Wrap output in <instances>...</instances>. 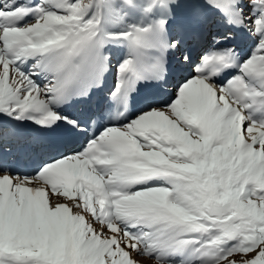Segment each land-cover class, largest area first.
I'll use <instances>...</instances> for the list:
<instances>
[{
	"label": "snow or ice",
	"instance_id": "1",
	"mask_svg": "<svg viewBox=\"0 0 264 264\" xmlns=\"http://www.w3.org/2000/svg\"><path fill=\"white\" fill-rule=\"evenodd\" d=\"M154 3L0 0V264H264V0Z\"/></svg>",
	"mask_w": 264,
	"mask_h": 264
},
{
	"label": "rangeland",
	"instance_id": "2",
	"mask_svg": "<svg viewBox=\"0 0 264 264\" xmlns=\"http://www.w3.org/2000/svg\"><path fill=\"white\" fill-rule=\"evenodd\" d=\"M137 3L138 2H135L134 0H133V7H128L129 8V10H128V15L131 17L132 16V18L130 19V22H129V25H134L136 22H137V20H138V17H139V19L140 20H143L144 22H143V27H147L148 25H150L151 24V22H150V24H147L146 23V19H147V16L145 15V13L143 12V10L139 7L140 5H142V3H139L138 5H137ZM106 16H105V20H106V22H104V25H103V27L104 26H106L107 27V31L108 32H112V31H114L115 29L117 30L118 29V27H117V25H116V22H117V19H116V17H118V16H116V15H114V14H109V13H107L106 12ZM127 30V29H126ZM153 56V57H152ZM150 57H152V58H150ZM157 57L155 56V55H148V56H146L145 58H144V61H143V64H142V66L139 68V71L142 73V74H145V75H147V74H149L150 72H152L153 70H154V68H153V63H154V61H155V59H156ZM112 63H113V61H112ZM113 70H114V67L112 68H110L109 69V71H108V73L106 74V83L108 82L109 84H111V83H115V81L117 80L116 79V74H114L113 73ZM133 96L135 95L134 93L132 94ZM102 99H103V97H102ZM109 107L110 108H113V110L115 111L116 109H115V106H113V105H109ZM135 107H136V105H135V102H134V100H132L131 99V97H130V99H129V103H128V108H127V113H130L131 111H133L134 109H135ZM126 113V114H127ZM0 119H4V118H0ZM56 199H60L61 201L63 200V198H57V197H54L53 198V201H55ZM93 226L96 228V230L99 232V231H103V229L101 228V226L100 225H98V224H96L95 222H93ZM142 264H153V261H151V260H147V259H144L143 260V262H142Z\"/></svg>",
	"mask_w": 264,
	"mask_h": 264
},
{
	"label": "trees",
	"instance_id": "3",
	"mask_svg": "<svg viewBox=\"0 0 264 264\" xmlns=\"http://www.w3.org/2000/svg\"><path fill=\"white\" fill-rule=\"evenodd\" d=\"M139 3H142V5H140V8L146 13L148 14L151 18H153L154 20H159L162 18V11L161 8L159 7L158 4L154 3V0H139ZM107 14L105 13V16ZM106 21V20H105ZM124 23V19L123 21L120 20L119 17H117V27L118 29L116 31L113 32H119V31H125V28H128V23ZM104 29L106 31V26H104ZM111 46L117 47L118 49L114 50L111 49V52L107 51V54L110 56V58L114 59V66H116L118 64V62L124 58V55H126L127 50L120 45H108L109 49ZM107 47V48H108ZM116 69V68H115Z\"/></svg>",
	"mask_w": 264,
	"mask_h": 264
}]
</instances>
